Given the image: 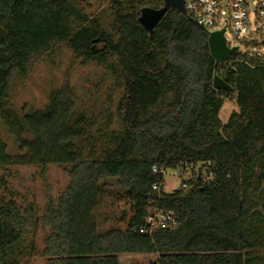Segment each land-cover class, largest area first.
Segmentation results:
<instances>
[{"label": "trees", "instance_id": "obj_1", "mask_svg": "<svg viewBox=\"0 0 264 264\" xmlns=\"http://www.w3.org/2000/svg\"><path fill=\"white\" fill-rule=\"evenodd\" d=\"M103 1L111 33L71 0H0V128L17 147L9 153L0 137V169L34 165L45 180L53 164L68 177L57 197L47 186L40 217L26 198L0 194V264H20L38 226L44 264H119L121 254H154V264H264V55L235 50L215 65L206 31L177 10L151 32L140 25L141 9L162 0ZM58 43L106 65L120 91L115 112L105 100L86 108L66 80L40 109L11 106V75L25 77L29 59ZM215 74L232 89H215ZM223 92L238 110L221 124ZM198 164L207 178L195 172L185 188L163 192L166 169ZM109 183L130 216L124 229L99 233L93 211ZM157 209L172 211L176 228L140 231Z\"/></svg>", "mask_w": 264, "mask_h": 264}, {"label": "rangeland", "instance_id": "obj_2", "mask_svg": "<svg viewBox=\"0 0 264 264\" xmlns=\"http://www.w3.org/2000/svg\"><path fill=\"white\" fill-rule=\"evenodd\" d=\"M74 5L85 8L86 15L95 14L99 17L102 27L110 33L112 31L110 10L102 0H71ZM226 39L233 45L237 43L227 31ZM238 45V44H237ZM101 45L96 44L94 48ZM239 51L252 55H264V47L253 46L248 43H239ZM66 80L70 83L79 99L86 108L95 111L107 106L103 100L112 105L115 112L120 91L114 88L113 77L106 65L83 62L76 57L71 49L64 43L53 45L49 52H42L40 55L32 56L27 62V74L22 79L16 73L10 77L9 103L17 112L28 111L30 109H40L45 105L48 93L58 88ZM232 92H223V104L218 112L221 124L227 122L229 114L238 110L237 103ZM105 105V106H102ZM0 137L7 144V151L11 154L17 152L15 142L7 135L3 128H0ZM176 169H166L164 171V182L162 190L165 193L173 192L180 187L182 181H188L194 173L201 174L202 178H207L205 167L198 164L193 172L190 168L177 174ZM0 177L4 180V185L0 189V194L4 198L12 199L17 203L26 198L27 202L33 204L36 215L41 216L45 202L46 188L51 196L57 194L65 187L68 177L63 169L57 165L50 164L46 168L45 180L40 176L39 168L34 165H9L4 170L0 169ZM122 212L126 213V219L122 220ZM129 213V202L123 196L122 190L109 183L106 191L101 194L98 206L93 211V221L99 233L111 229H124L127 224ZM46 230L37 227L31 232L26 250L29 252L23 257L20 264H44L43 240ZM157 255L154 254H121L118 258L119 264H154Z\"/></svg>", "mask_w": 264, "mask_h": 264}, {"label": "built area", "instance_id": "obj_3", "mask_svg": "<svg viewBox=\"0 0 264 264\" xmlns=\"http://www.w3.org/2000/svg\"><path fill=\"white\" fill-rule=\"evenodd\" d=\"M182 5L185 15L202 26L207 34L224 30L227 47L236 46L238 50L239 43H248L253 49L264 47V0H182ZM227 31L237 43L230 45L226 39ZM176 172L181 173L180 170ZM185 186L182 181L180 187ZM145 224L146 227H141L140 231L174 229L178 220L172 211L157 209L155 214L145 218Z\"/></svg>", "mask_w": 264, "mask_h": 264}, {"label": "water", "instance_id": "obj_4", "mask_svg": "<svg viewBox=\"0 0 264 264\" xmlns=\"http://www.w3.org/2000/svg\"><path fill=\"white\" fill-rule=\"evenodd\" d=\"M162 7L148 8L144 7L140 11V15L138 17V22L144 28H146L149 32H151L160 19L167 13L170 8L177 10L183 16L185 15L184 6L182 5V0H162ZM194 22V21H193ZM195 23V22H194ZM199 28H204L197 23H195ZM224 30L212 31L207 34V42L209 47V52L213 60H215V65H218L221 61L228 57V55L232 54L235 50H237L236 46L227 47L226 41L223 36ZM212 85L215 89L229 91L232 88L228 86L222 79H220L216 74L213 75ZM198 178H200V173L198 174Z\"/></svg>", "mask_w": 264, "mask_h": 264}]
</instances>
